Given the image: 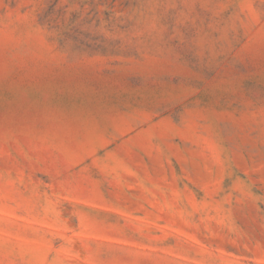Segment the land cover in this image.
<instances>
[{
	"label": "rangeland",
	"instance_id": "1",
	"mask_svg": "<svg viewBox=\"0 0 264 264\" xmlns=\"http://www.w3.org/2000/svg\"><path fill=\"white\" fill-rule=\"evenodd\" d=\"M0 264H264V0H0Z\"/></svg>",
	"mask_w": 264,
	"mask_h": 264
}]
</instances>
